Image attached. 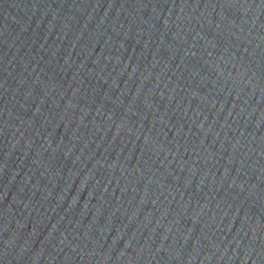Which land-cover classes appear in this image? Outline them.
I'll return each instance as SVG.
<instances>
[{
    "label": "water",
    "instance_id": "water-1",
    "mask_svg": "<svg viewBox=\"0 0 264 264\" xmlns=\"http://www.w3.org/2000/svg\"><path fill=\"white\" fill-rule=\"evenodd\" d=\"M0 264H264V0H0Z\"/></svg>",
    "mask_w": 264,
    "mask_h": 264
}]
</instances>
